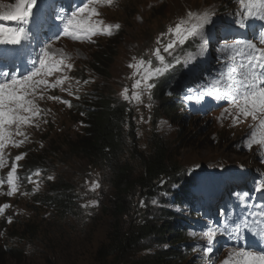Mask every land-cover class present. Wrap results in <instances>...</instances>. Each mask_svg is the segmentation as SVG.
I'll use <instances>...</instances> for the list:
<instances>
[{
	"label": "rangeland",
	"instance_id": "1",
	"mask_svg": "<svg viewBox=\"0 0 264 264\" xmlns=\"http://www.w3.org/2000/svg\"><path fill=\"white\" fill-rule=\"evenodd\" d=\"M47 1L51 2L52 0ZM82 2L83 0H81ZM15 3L16 0H0V11L7 10V5H14ZM161 5V9L158 10ZM211 6H214L216 16L214 17L215 26H208L212 32L210 46H208L206 55L197 60H205L213 64L215 58L219 55L217 49L220 47L219 39L213 35L215 33L214 29L218 27L217 25L222 22L226 14H233L228 18L236 22L239 18L237 13L242 11L238 0H114L112 6L99 8L100 19L109 24L119 23L121 25L120 30L115 32L114 35L93 37L94 43H80L62 38L54 44V47L62 48L71 57L70 62L73 63L74 68L68 74L74 78L72 83H75L76 79L81 81L79 93L82 94V99L91 97L89 93L96 94L97 88H101V91L113 92L118 98L124 100L120 95L121 91L128 87L131 95L132 84L134 83V78H131L133 69L128 67L129 63L133 62L132 57L139 58L143 56L147 59L150 51L156 47L157 37L160 33L167 31L168 25H174L179 18L185 17L189 10L202 11ZM228 8H231L232 12L226 11ZM57 21L55 20V22ZM228 24H232V22L228 21ZM115 38H117V42L114 44L117 45L115 47L117 53L113 59L109 60V66L105 69L106 74L101 75L98 70L91 68L89 62L96 56L99 49L106 46L109 40ZM16 49L19 51L20 47ZM2 52L10 53L9 50H2ZM164 55L166 59H171L167 54ZM17 62L19 63V61ZM153 62L156 63L154 58ZM193 63L194 61L186 67L187 70L193 68ZM84 80H88L90 83L84 85ZM50 94L61 96L63 99L70 101L75 99L74 96H69L59 89L51 91ZM152 95L151 109L146 107L149 103L147 96L143 98L144 103L127 101L135 116L139 145L146 147L145 144H147L155 124L161 136L173 145L175 152L177 151L174 153L179 157L177 161L185 167H194V176L198 185L206 190H216L223 184L225 192L222 193V197L225 198L232 189L242 190L247 188L248 184H251V186L257 185L259 181L264 180V163L261 162L264 160V151H261L259 146H253L249 150L245 145V139L251 131L250 125L253 124L250 118L235 127L231 126L230 118L221 122L217 118L220 117L224 108L229 107V105H222L220 110L210 114L185 119L183 117V107H180L176 113L174 111L168 112L163 104L155 98L154 89H152ZM41 106L45 109H51V113L45 117L48 122H41L39 129L28 128L29 142L21 148L10 147L6 149V152L9 153V166L0 169V176H6L11 161L16 155L27 153L25 158H28L34 153L37 141H44L46 145L50 141H56V132L68 133L81 127L69 115L71 107L48 100L43 101ZM141 117H143V120H141ZM179 149L180 151H178ZM24 159L18 162V171L26 175L22 168ZM128 160H130V156H128ZM210 161L217 168L206 167ZM73 165L76 166L75 162ZM56 170L67 178L74 177L76 179L77 176L83 174L79 180L85 185V190L80 196L83 205L93 200L96 201V199L98 204L101 201L104 204L108 198H111L112 190L108 184V179L111 176H109L108 169L105 171L95 167L75 172L72 166L68 168L59 166L56 167ZM22 174H19L21 188L15 195L12 197L6 195V185L0 190V205H11L3 214H0V224L2 222L7 224L6 226L0 225V249L6 250L9 246L24 249L21 259L8 255L5 258V264H85L87 256H90L88 245L91 247L98 245L110 225L109 214L102 212L103 204L97 213V215L100 213V216H97V221L90 222L85 230H82L80 226L82 227L84 223L90 221L88 217L81 220L70 217L67 221L62 219V222H56L59 214L52 210L41 207L32 211L30 194ZM42 176L43 174H40L34 180H38L40 186L45 184ZM228 180H236V182ZM85 181H99L101 187L95 192L89 191L90 183L86 184ZM253 193H256V191H253ZM257 202L258 204L264 202V197H260ZM108 203L109 201L106 205ZM84 212L89 214L90 209H86ZM9 217L12 219L11 223L8 222ZM28 222L32 223L28 227L31 230L39 229L37 239L29 243L26 240H20L17 236H11L13 231L17 229L8 228V225L15 224L14 226L17 227L18 224L24 227V224ZM23 229H19V232ZM192 238L195 240L193 252L191 256H185L186 258L182 264H198V260L200 264H221L228 253L236 247L233 244L230 250H223L222 247L218 246L219 249H215L210 258H203L202 251L197 249L196 246L198 244L203 245L205 242L199 236H193ZM190 247H192L191 244ZM84 253L87 254L84 255ZM144 254L145 250L135 249L131 252V257L135 259ZM194 254H196L195 257Z\"/></svg>",
	"mask_w": 264,
	"mask_h": 264
},
{
	"label": "snow or ice",
	"instance_id": "2",
	"mask_svg": "<svg viewBox=\"0 0 264 264\" xmlns=\"http://www.w3.org/2000/svg\"><path fill=\"white\" fill-rule=\"evenodd\" d=\"M113 3L114 0H83L78 6L69 5L67 10L62 8L56 15L60 24L49 25L47 30H44L38 19V0H16L14 5L6 6L7 10L0 11V21L9 22L7 25L0 23V46L25 48V51H16L11 55L0 52V169L9 166V153L6 149L21 148L29 142L28 128L39 129L41 122H48L45 117L51 113V109L43 108V101L59 102L72 107L70 100L51 95V91L59 89L75 99L80 98L73 92L74 78L68 74L74 67L70 62L71 57L62 48H55L54 44L62 38L94 43L93 37L114 35L121 25L106 23L100 19L99 11L100 7L112 6ZM238 3L242 9L237 13L239 18L236 25L239 28H249L248 22L251 20L264 22V0H238ZM215 16L214 6L202 11L189 10L174 25H168L167 31L157 37L156 47L150 51L147 59L143 56L132 57L133 62L128 65L133 69L131 78H134L131 95L129 88L125 87L120 93L121 97L125 101L144 103L143 98L147 96L149 103L146 107L151 109L152 89L160 77L177 65L187 67L206 55L212 36L208 26H215ZM33 22L36 25L35 31L29 26ZM187 42H191L194 48L184 49L182 46ZM217 52V60L222 64L221 70L207 83L198 85L195 96L187 95L184 100L199 101L208 96L217 102L227 101L229 107L224 108L217 119L222 122L230 118L231 126L235 127L250 118L253 124L250 125L251 131L245 139V145L249 150L259 146L264 151V23L251 39L222 38ZM162 53L171 59H166ZM9 60L11 63H6ZM88 83L90 81H83L84 85ZM75 85L76 92H79L81 81L76 79ZM26 155H16L6 176H0V190L6 185L8 197L15 195L21 188L18 162ZM261 162L264 163V160ZM40 174L41 170L36 169L27 177L29 183L35 184L34 191L39 190L40 183L34 181L33 176L39 177ZM48 179L53 177L49 176ZM85 183H90L88 190L92 192L101 187L99 181ZM255 191H264V180L257 183ZM238 196L248 198L249 194ZM97 204L98 201L93 200L82 206L95 207ZM9 207V204L0 205V214ZM243 208V214L235 217L231 209H221L220 214L224 220L212 222L199 233V238L205 243L196 247L202 251L203 258L213 255L218 236L227 235L230 239L240 240L247 231L258 238V250L247 245L235 247L221 264H264V202L255 205L245 203ZM8 222H12L11 217Z\"/></svg>",
	"mask_w": 264,
	"mask_h": 264
},
{
	"label": "trees",
	"instance_id": "3",
	"mask_svg": "<svg viewBox=\"0 0 264 264\" xmlns=\"http://www.w3.org/2000/svg\"><path fill=\"white\" fill-rule=\"evenodd\" d=\"M226 11L232 12V9ZM228 16L233 14L223 17L216 36L219 37L226 27L232 30L228 24L232 20ZM236 31L237 28L231 32ZM116 39L109 40L89 62L91 68L101 75L106 74L109 60L117 53ZM183 47L194 48V45L187 42ZM199 67H204V64ZM186 70L183 64L177 65L156 81L155 98L168 112L176 113L184 105L181 100L182 86L189 82ZM199 80L203 81L204 77L200 76ZM76 87L73 83L72 90L80 98L72 99L69 115L81 127L68 133L56 132V141L46 145L44 141H37L36 151L23 161L26 175L18 171L26 180L32 211L41 207L52 210L59 214L56 222L67 221L70 217L79 220L88 217L90 221L80 226L85 230L90 222L97 221L103 202L95 207H83L80 196L85 185L79 181L83 174L76 179L67 178L58 173L56 167L72 166L75 172L95 167L108 169L111 176L108 184L112 193L107 199L109 203L103 204L102 212L109 214L110 225L98 245H88L90 256H87L85 264H182L185 256L191 254L190 239L185 232L192 219L180 206L187 205L191 215L195 216L200 213L201 207L196 194L207 191L196 182L194 167H185L177 161L179 157L174 154L177 151L161 136L155 124L146 147L139 145L135 116L127 101L113 92L101 91V88H97L96 94L89 93L91 97L82 99ZM211 161L206 167L217 168ZM36 169L41 170L45 182L38 191H34L35 184L27 180ZM49 176L53 179L49 180ZM37 178L33 176V180ZM86 209H90L89 214L84 212ZM30 224L28 222L24 227L11 224L7 227L17 229L12 237L17 236L31 243L39 236V229L31 230L28 228ZM0 225L7 224L2 222ZM135 249L145 250V254L134 259L131 252ZM23 251L14 246L0 249V264L6 263L8 255L21 259Z\"/></svg>",
	"mask_w": 264,
	"mask_h": 264
}]
</instances>
